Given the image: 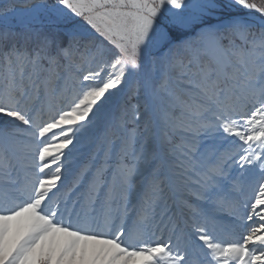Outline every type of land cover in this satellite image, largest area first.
<instances>
[{"label":"snow or ice","instance_id":"1","mask_svg":"<svg viewBox=\"0 0 264 264\" xmlns=\"http://www.w3.org/2000/svg\"><path fill=\"white\" fill-rule=\"evenodd\" d=\"M232 3L264 18V0ZM37 7L60 21L79 18L102 39L81 46L75 31L67 44L37 32L31 47L6 46L8 33L0 34V117L9 118L0 125V264H188L192 245L174 209L178 193L193 214L202 264H264V19L213 23L220 19L217 0H56ZM150 44L166 51L152 62L159 82L146 78L144 110L133 109L132 133L121 141L110 132L62 191L64 149L87 130L98 102L140 72ZM60 81L73 95L64 107H49L45 119L36 101ZM208 137L226 145L211 164L200 153ZM233 164L260 170L243 212L221 194ZM142 188L128 229L129 203ZM195 201L229 208L248 221L245 231L217 239L209 231L214 218ZM156 231H167V240Z\"/></svg>","mask_w":264,"mask_h":264},{"label":"rangeland","instance_id":"2","mask_svg":"<svg viewBox=\"0 0 264 264\" xmlns=\"http://www.w3.org/2000/svg\"><path fill=\"white\" fill-rule=\"evenodd\" d=\"M220 8L216 10L215 15L220 19H212L213 23L226 21L233 16H255L259 17L258 13L249 12L234 5L232 0H217ZM256 3H260V0H255ZM46 3L47 5H54L56 0H37L36 2L20 6L22 3L13 0H0V34L8 33V39L4 41L6 46L12 44H25L31 47L35 42V33L47 34L56 38L59 42L67 44L70 39V34L75 31L76 34L81 38V46L88 40L95 37L96 41L99 42L102 38L94 32L83 20L79 18H73L72 22L57 20L54 13L51 11L41 10L37 5ZM232 3V7L229 8L227 5ZM172 11H178L172 9ZM264 19V18H260ZM78 26V27H75ZM33 36V40L26 41L25 37ZM240 39L237 38V43H240ZM106 44V42H104ZM110 47V46H109ZM164 50L154 48L151 44L145 49L144 54L141 57V70L139 73L129 75L122 86L118 89L110 90L111 95L106 94L105 98H102L101 102H98V109L95 116L90 118L92 123L88 124L87 130L77 131L73 136V144L69 145L68 148L64 149L66 158L63 164V176L62 181L58 182L61 186V190L64 191L72 185L73 180L80 173L81 169L86 165L90 164L94 155L99 152L102 146L106 145L109 139L110 132H115L116 136H119L120 140L123 141L125 136L132 133L134 127L133 124V109L138 108L141 112L144 110V104L146 102V90L145 80L148 76H151L154 84L159 82V74L153 72L152 62L156 57L163 55ZM89 57L91 53L88 54ZM180 55L186 56L187 53L181 52ZM100 57H97L95 61L91 63L92 68L97 67ZM89 64L85 63L84 69L86 70ZM35 95V93H34ZM73 95V89L69 86L66 90L63 86V81H60L55 89L54 93H47L41 91L39 100L36 101V106H44L45 119L47 118V111L49 107L60 108L64 107ZM9 118L0 117V125H2ZM18 123V122H16ZM82 123L87 124V121ZM140 130L143 129V121L139 122ZM21 127H23L21 125ZM115 139V137H111ZM23 139H27L24 137ZM223 141L218 138L208 137L201 138L200 153L202 159L206 163H213L218 151H223ZM247 167V166H246ZM31 172V169H28ZM48 170H46L47 172ZM228 177L222 180V195L228 200L233 202L234 206L239 209L240 212L244 211L245 201L253 196L256 184L260 176V170L256 168H247V171L242 170L238 165L233 166L227 170ZM243 172V175L241 174ZM21 179L24 177V170H21ZM147 176L145 172L141 175L140 180L144 187L147 186ZM238 185L239 190H234V186ZM193 187H195L193 185ZM86 190L85 186L74 190L75 195L73 199ZM143 188L140 194L129 203L130 215L126 218V228L131 229L137 219L136 213L132 212L133 206L138 207V201L143 195ZM55 191V190H54ZM189 200H194L193 197L187 193L184 194ZM181 194L176 195V203L174 209L179 216L181 226L184 232L187 234V239L190 241L192 247H189L188 252V264H202V257L196 252L194 246L201 244L202 242L196 238L194 229L190 227L192 221V212L189 208H184L179 205L178 201ZM171 203V202H170ZM195 203L201 204V206L209 212L214 218V223L209 226V231L213 235L221 240L223 236V227L226 231L229 230L231 233L238 231L241 226V220L225 207L222 210L216 209L212 204H205L203 201H195ZM97 214L101 213L100 205L97 204ZM234 219V220H232ZM231 220V221H230ZM246 220V219H245ZM119 223V221H117ZM151 230H156L155 222L151 225ZM157 236L163 235V238L167 240L168 232L165 231L163 234L156 231ZM175 242V237H173Z\"/></svg>","mask_w":264,"mask_h":264},{"label":"bare ground","instance_id":"3","mask_svg":"<svg viewBox=\"0 0 264 264\" xmlns=\"http://www.w3.org/2000/svg\"><path fill=\"white\" fill-rule=\"evenodd\" d=\"M178 203H179L180 206L184 207L183 204H182V197H180ZM184 208H186V207H184ZM232 220H234V219H232ZM247 223H248L247 220L242 221L241 222V226L239 227L238 231L235 232V233H231L229 230L226 231L225 227H223L224 231H223V236H221L222 237L221 240L231 239V238H234L236 236H239L240 234H242L245 231L244 225H246Z\"/></svg>","mask_w":264,"mask_h":264},{"label":"water","instance_id":"4","mask_svg":"<svg viewBox=\"0 0 264 264\" xmlns=\"http://www.w3.org/2000/svg\"><path fill=\"white\" fill-rule=\"evenodd\" d=\"M14 1H17V2H21L22 4L20 6H24L25 5H30L34 2H36L37 0H14Z\"/></svg>","mask_w":264,"mask_h":264}]
</instances>
